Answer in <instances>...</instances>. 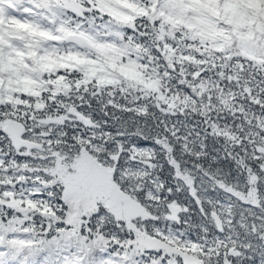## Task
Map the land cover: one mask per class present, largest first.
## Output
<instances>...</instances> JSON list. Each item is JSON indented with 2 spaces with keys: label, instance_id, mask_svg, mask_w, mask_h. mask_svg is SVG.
<instances>
[{
  "label": "snow or ice",
  "instance_id": "obj_1",
  "mask_svg": "<svg viewBox=\"0 0 264 264\" xmlns=\"http://www.w3.org/2000/svg\"><path fill=\"white\" fill-rule=\"evenodd\" d=\"M0 264H264V0H0Z\"/></svg>",
  "mask_w": 264,
  "mask_h": 264
},
{
  "label": "trees",
  "instance_id": "obj_2",
  "mask_svg": "<svg viewBox=\"0 0 264 264\" xmlns=\"http://www.w3.org/2000/svg\"><path fill=\"white\" fill-rule=\"evenodd\" d=\"M145 147H148V145H144ZM221 166H223V163L221 164Z\"/></svg>",
  "mask_w": 264,
  "mask_h": 264
}]
</instances>
